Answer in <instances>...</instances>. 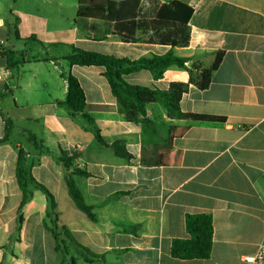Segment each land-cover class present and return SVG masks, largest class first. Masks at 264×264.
Segmentation results:
<instances>
[{"label":"crops","instance_id":"0c3cea01","mask_svg":"<svg viewBox=\"0 0 264 264\" xmlns=\"http://www.w3.org/2000/svg\"><path fill=\"white\" fill-rule=\"evenodd\" d=\"M171 1L141 0L140 15L148 18ZM179 1L193 15L188 45L172 48L173 54L186 58L187 68L203 69L222 54L207 88L190 83L187 70L176 66L156 80L147 70L122 78L178 90L183 113L223 122L171 119L156 102L145 107V127L141 116L126 120L104 68L72 66L66 55L76 47L137 60L165 54L169 46L82 36L74 24L77 0H0V53L10 48L17 63L9 68L0 56V114L13 125L2 140L0 117V264H248L244 257L264 248V0ZM15 22L20 39L8 32ZM67 73L78 80L85 102L98 107L88 115L105 144L80 115L56 104L67 96ZM115 142L128 157L115 152ZM63 154L75 155L67 168ZM68 175L94 219L70 198ZM19 179L28 195L22 206ZM36 183L55 200L66 255L56 249L47 199ZM187 214L211 216L207 259L170 255L173 239L189 237ZM70 240L102 258L87 260Z\"/></svg>","mask_w":264,"mask_h":264},{"label":"trees","instance_id":"16d2710c","mask_svg":"<svg viewBox=\"0 0 264 264\" xmlns=\"http://www.w3.org/2000/svg\"><path fill=\"white\" fill-rule=\"evenodd\" d=\"M141 0H77V11L74 24L80 35L95 40L106 38L115 39L124 43H134L142 40L156 42L161 45L169 46L170 50L162 55H151L150 57L129 60L126 58H116L111 55H104L96 52L84 51L76 47H71V51L65 59L70 65L77 66H100L104 68L103 76L108 82L111 94L116 100L117 108L126 120L130 122L140 121L143 127L146 126L145 107L148 103H159L167 112L171 119H184L193 123H220L223 118L205 114L183 113L179 107L181 92L175 89L159 90L155 87H145L130 85L126 83L123 74L147 70L153 78L159 79L164 71L170 66H176L187 70L189 82L196 85L199 89H206L210 83L212 73L219 66L222 54L215 55L213 64L206 69L199 65L186 67V58H180L173 54L172 48L186 47L189 43V21L193 15V9L185 2L173 0L155 8L148 18H142L140 15ZM9 34L15 39H20L16 27V22L8 27ZM26 40L35 41L34 37ZM0 56L6 59L9 68L15 66V53L10 48H5ZM67 82V96L64 101L57 102L59 107L65 108L71 114L80 115L87 125L91 127L96 140L105 144L98 129L93 125V120L88 112L97 109V106L88 105L85 102L83 90L76 79L70 73L63 75ZM3 93H0V97ZM4 136L6 140L12 130V122L4 119ZM30 141H34L29 136ZM115 152L122 157H128L125 150L118 146V143L112 144ZM75 155L68 156L63 154L61 162L65 168L71 165ZM19 165V164H18ZM20 166V165H19ZM84 175V173H81ZM17 175L20 177L21 169L17 167ZM35 183V181L32 179ZM37 184V183H36ZM66 184L68 193L75 206L87 214L90 219H94L91 208L84 203L83 197L75 185L71 175L67 176ZM19 185L23 195L20 206L28 199L25 194L24 184L19 179ZM37 186L46 196L49 210V229L56 242V249L66 255L64 248L65 241L59 239L56 231V213L55 200L53 196L40 184ZM185 229L188 234L187 239H173L170 246V255L179 260L207 259L211 254L213 227L209 214H187L185 216ZM67 235V232L65 231ZM70 242L79 250L87 260L101 259L99 255L90 253L86 248ZM74 260L71 259V263Z\"/></svg>","mask_w":264,"mask_h":264},{"label":"built area","instance_id":"2783aa9c","mask_svg":"<svg viewBox=\"0 0 264 264\" xmlns=\"http://www.w3.org/2000/svg\"><path fill=\"white\" fill-rule=\"evenodd\" d=\"M244 261L248 264H264V248H260L253 255L245 256Z\"/></svg>","mask_w":264,"mask_h":264},{"label":"rangeland","instance_id":"374dc122","mask_svg":"<svg viewBox=\"0 0 264 264\" xmlns=\"http://www.w3.org/2000/svg\"><path fill=\"white\" fill-rule=\"evenodd\" d=\"M12 1H14V0H8V2H12Z\"/></svg>","mask_w":264,"mask_h":264}]
</instances>
